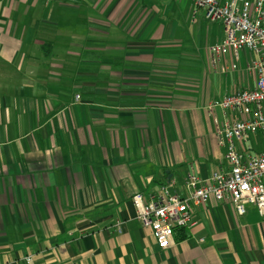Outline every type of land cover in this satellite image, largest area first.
Here are the masks:
<instances>
[{"label": "crops", "instance_id": "0c3cea01", "mask_svg": "<svg viewBox=\"0 0 264 264\" xmlns=\"http://www.w3.org/2000/svg\"><path fill=\"white\" fill-rule=\"evenodd\" d=\"M193 10L0 0V264H264L251 205H194L162 250L132 202L167 182L186 196L190 171L228 170L205 106L254 76L213 73L222 27Z\"/></svg>", "mask_w": 264, "mask_h": 264}, {"label": "built area", "instance_id": "2783aa9c", "mask_svg": "<svg viewBox=\"0 0 264 264\" xmlns=\"http://www.w3.org/2000/svg\"><path fill=\"white\" fill-rule=\"evenodd\" d=\"M192 2L193 14L201 12L207 21L222 25L223 38L208 47L213 73L227 76L246 71L254 76V86L230 92L205 106L228 170L213 171L208 181L190 171L185 182L186 196L170 192L171 183L167 182L147 203H143L140 193L132 197L137 218L151 230L162 250L174 245L175 229L192 225V207L210 198L222 201L229 197L240 216L251 205L264 218V0ZM228 56L231 62L225 64L223 60ZM259 141L260 150L245 146Z\"/></svg>", "mask_w": 264, "mask_h": 264}, {"label": "rangeland", "instance_id": "374dc122", "mask_svg": "<svg viewBox=\"0 0 264 264\" xmlns=\"http://www.w3.org/2000/svg\"><path fill=\"white\" fill-rule=\"evenodd\" d=\"M221 24L220 22H215V25H217V24ZM221 27H222V25H221ZM220 27V28H221ZM261 140V139H260ZM246 147L247 146H251V148H252V151H257V150H260L261 149V146H262V144H261V142L259 141V144H255L254 142H250V143H247L246 145H245Z\"/></svg>", "mask_w": 264, "mask_h": 264}]
</instances>
